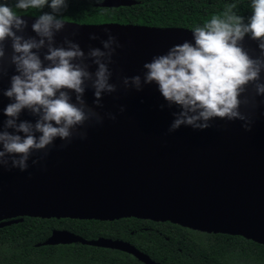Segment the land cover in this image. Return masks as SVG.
Wrapping results in <instances>:
<instances>
[{"label":"water","instance_id":"water-1","mask_svg":"<svg viewBox=\"0 0 264 264\" xmlns=\"http://www.w3.org/2000/svg\"><path fill=\"white\" fill-rule=\"evenodd\" d=\"M135 3L101 0L96 5L116 8ZM24 18L28 26L23 35L35 36L31 24L36 16ZM64 21V29L55 36L57 45L67 36L87 53L89 47L102 48L106 29L116 36L121 46L109 68L113 73L110 82L117 84V91L103 95V107H97L93 90L86 89V103L103 118L102 123L86 122L81 129L86 138L74 136L65 147H60L65 141L57 138L37 164L32 160L43 152H34L24 171L0 168V227L25 216L98 220L133 216L169 221L200 232L238 235L264 245V96L255 97V107L241 106V112L251 118L250 130L242 127L241 120L214 119L204 130L181 126L168 132L172 113L179 111L177 106L168 107L154 83L136 91L125 89L120 78L143 77V64L153 56L165 54L185 40L194 43L192 29ZM74 31L75 36L71 35ZM89 33L98 39L89 40ZM242 46L250 56L260 55L258 41L249 35ZM11 52V41H5L0 130L7 119L2 110L11 102L2 92L15 74L8 62ZM87 63L94 71L96 66L90 60ZM246 94H253L251 86ZM106 113L116 119H109ZM19 119L34 123L36 117L25 110ZM73 242L120 250L144 264H159L128 242L104 237L88 240L65 229L52 230L39 245Z\"/></svg>","mask_w":264,"mask_h":264},{"label":"clouds","instance_id":"clouds-1","mask_svg":"<svg viewBox=\"0 0 264 264\" xmlns=\"http://www.w3.org/2000/svg\"><path fill=\"white\" fill-rule=\"evenodd\" d=\"M45 6L51 12L36 16L31 24L35 36L25 37V15H19L8 3H0V77L4 74L5 41H11L8 62L15 69L10 86L2 92L11 102L2 110L7 119L0 130V168L24 171L30 156L43 152L32 160L33 164L39 163L57 138L65 141L60 147L74 136L86 138V131L81 130L86 122L103 120L86 103V89L93 90V104L97 107H103V95L117 91V84L110 82L113 73L109 68L121 46L116 36L106 29L107 39L100 41L102 48L89 47L87 53L67 36L57 45L55 36L66 23L58 17L68 7L67 0H16L14 5L20 10H41ZM236 7L228 5L222 14L194 27V43L185 40L174 44L165 54L145 62L143 77L120 78L125 89L136 91L154 83L167 106H177L179 111L172 113L174 119L168 132L181 126L204 130L211 127L214 119L241 120L242 127L250 130L251 118L240 109L242 105L255 107V97L264 96V0H251L252 15L247 23L233 11ZM245 35L258 41L259 56H250L242 46ZM96 39L95 33H89V40ZM89 60L96 66L94 71H90ZM249 86L252 95L246 94ZM25 110L36 117L34 123L19 119ZM120 111H124L123 106ZM106 115L116 119L112 113Z\"/></svg>","mask_w":264,"mask_h":264},{"label":"trees","instance_id":"trees-1","mask_svg":"<svg viewBox=\"0 0 264 264\" xmlns=\"http://www.w3.org/2000/svg\"><path fill=\"white\" fill-rule=\"evenodd\" d=\"M100 1L67 0L68 7L58 18L78 23L118 22L193 29L232 4L237 6L233 11L243 17L244 23L252 15L251 0H135V4L116 8L96 5ZM15 2L0 0L19 15L51 12L47 6L41 10L15 9ZM53 229H65L85 238H122L162 264H264V245L238 235L199 232L168 221L136 218L108 222L28 216L0 227V264H143L126 252L78 242L35 245Z\"/></svg>","mask_w":264,"mask_h":264},{"label":"flooded vegetation","instance_id":"flooded-vegetation-1","mask_svg":"<svg viewBox=\"0 0 264 264\" xmlns=\"http://www.w3.org/2000/svg\"><path fill=\"white\" fill-rule=\"evenodd\" d=\"M123 218H136V219H142V218H138V217H133V216H131V217H120V218H117V219H113V220H99V221H108V222H112V221H114V220H119V219H123ZM72 219H76V218H72ZM79 220H83V219H79ZM84 220H98V219H84ZM143 220H150V219H143ZM151 221H153V222H166V221H154V220H151ZM169 222V221H168ZM171 223V222H170ZM172 224H174V223H172ZM178 225V224H177ZM180 226V225H179ZM181 227H183V226H181ZM183 228H186V227H183ZM187 229H190V228H187ZM54 230V229H53ZM190 230H193V229H190ZM194 231H197V230H194ZM71 232V231H70ZM200 232V231H199ZM73 233V232H72ZM132 233V232H131ZM75 234V233H74ZM76 235H78V234H76ZM80 236V235H79ZM81 237H83V236H81ZM99 237H104V238H110V239H118V240H122V241H125V242H128V243H130L131 245H133L135 248H137L139 251H141V252H143L142 250H140L135 244H133V243H131L130 241H128V240H124V239H122V238H111V237H107V236H97V237H95V238H85V237H83V238H85V239H88V240H91V239H96V238H99ZM43 241H41V242H38V243H36L35 245L36 246H39V244H41ZM73 243H77V242H73ZM78 243H80V242H78ZM69 244H71V243H69ZM82 244V243H81ZM56 245H65V244H56ZM86 245V244H85ZM91 246V245H90ZM98 247V246H97ZM110 249V248H109ZM113 250H116V249H113ZM123 252V251H122ZM143 253H145V252H143ZM146 254V253H145ZM133 256V255H132ZM134 257V256H133ZM137 261H138V259L136 258V257H134ZM152 260H154V259H152ZM155 262H157V263H159V264H162L160 261H158V260H154ZM141 262V261H140ZM144 264V263H143Z\"/></svg>","mask_w":264,"mask_h":264}]
</instances>
